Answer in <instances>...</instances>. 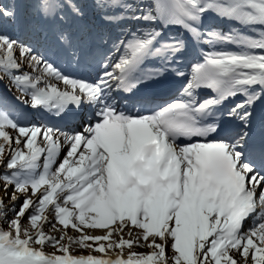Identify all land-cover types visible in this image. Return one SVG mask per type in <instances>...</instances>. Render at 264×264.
Listing matches in <instances>:
<instances>
[{
	"label": "snow or ice",
	"instance_id": "6c2138e0",
	"mask_svg": "<svg viewBox=\"0 0 264 264\" xmlns=\"http://www.w3.org/2000/svg\"><path fill=\"white\" fill-rule=\"evenodd\" d=\"M26 7L56 27L50 36L0 0V83L39 114L0 102V264H264V116L258 142L253 130L264 101V0ZM89 7L115 37L85 23ZM73 24L78 31L65 27ZM173 27L183 34H168ZM190 45L199 51L186 74L177 58ZM93 61L95 77L73 71ZM170 74L187 75L179 97L146 114L117 109L114 86L163 90ZM85 106L83 130H62L70 109Z\"/></svg>",
	"mask_w": 264,
	"mask_h": 264
},
{
	"label": "bare ground",
	"instance_id": "6f19581e",
	"mask_svg": "<svg viewBox=\"0 0 264 264\" xmlns=\"http://www.w3.org/2000/svg\"><path fill=\"white\" fill-rule=\"evenodd\" d=\"M11 1H12L11 4L12 3H16V4L20 5V8L18 9V11L22 14L21 15V19L25 23L31 24V25H35L36 27L41 28V19L34 17L31 14V10L26 7V5H28L30 3L29 0H11ZM3 3L9 4V3L5 2V1H3ZM112 36L114 37V34H112ZM95 71H96V74H95V76H96L98 71H99V68L97 66L95 67ZM6 102H8L11 106H13L12 103L9 101V99H7ZM13 108L14 109H18L16 106H13ZM25 118L31 119V118H28V117H25ZM82 130L83 129H81V128H80V130L79 129L78 130L75 129V131H82ZM0 195H3V191L2 190L0 191ZM0 224H1V221H0Z\"/></svg>",
	"mask_w": 264,
	"mask_h": 264
},
{
	"label": "rangeland",
	"instance_id": "374dc122",
	"mask_svg": "<svg viewBox=\"0 0 264 264\" xmlns=\"http://www.w3.org/2000/svg\"><path fill=\"white\" fill-rule=\"evenodd\" d=\"M9 4H11V0L9 1ZM112 30H114V32H117V34H118V29H116V28H111ZM105 32V31H104ZM117 34H115L114 35V37L117 35ZM110 47V46H109ZM109 71H111V69H109ZM11 131V130H10ZM65 151H66V149H65ZM61 158H62V156H61ZM2 166H0V171L2 170ZM2 189H0V191H1ZM5 204H7L8 203V199L7 198H5ZM1 221V220H0ZM22 222H26V220H24V221H22ZM1 225H2V222H1ZM3 225H5V227H8V225H7V222H5V223H3ZM246 229H247V227H246ZM46 231H48V229H46ZM69 231V235H78V233H75V232H73V230H71V229H69L68 230ZM53 235H55L56 233H52ZM95 234H102V233H100V232H96ZM44 250H49V251H53L54 249H53V247L51 246V245H48V246H46L45 247V249ZM136 252H139V253H145V252H147V251H149V249H147V248H145V247H137V248H135L134 249ZM83 251H87V250H85V249H83V248H80V247H74L73 248V250H72V252L73 253H76V254H81V252H83ZM170 251V250H169ZM125 254H127V251H125Z\"/></svg>",
	"mask_w": 264,
	"mask_h": 264
},
{
	"label": "trees",
	"instance_id": "16d2710c",
	"mask_svg": "<svg viewBox=\"0 0 264 264\" xmlns=\"http://www.w3.org/2000/svg\"><path fill=\"white\" fill-rule=\"evenodd\" d=\"M216 21H217V20H216ZM218 23H220V22L218 21ZM225 28H226V26H225ZM4 171H5V169L2 168V170L0 171V175H3ZM1 222H2V223H5L6 221H5V220H1Z\"/></svg>",
	"mask_w": 264,
	"mask_h": 264
}]
</instances>
